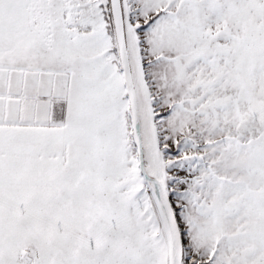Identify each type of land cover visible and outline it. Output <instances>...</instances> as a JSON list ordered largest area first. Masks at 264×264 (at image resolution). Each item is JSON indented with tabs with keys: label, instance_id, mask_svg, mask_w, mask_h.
<instances>
[{
	"label": "snow or ice",
	"instance_id": "1",
	"mask_svg": "<svg viewBox=\"0 0 264 264\" xmlns=\"http://www.w3.org/2000/svg\"><path fill=\"white\" fill-rule=\"evenodd\" d=\"M0 264H264V0H0Z\"/></svg>",
	"mask_w": 264,
	"mask_h": 264
}]
</instances>
